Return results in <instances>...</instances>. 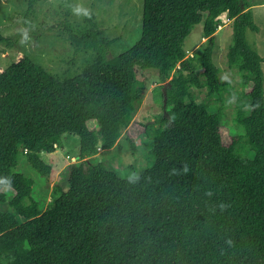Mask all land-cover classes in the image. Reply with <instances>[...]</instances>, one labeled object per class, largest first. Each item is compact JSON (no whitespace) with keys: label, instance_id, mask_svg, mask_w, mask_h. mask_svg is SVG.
I'll return each mask as SVG.
<instances>
[{"label":"trees","instance_id":"16d2710c","mask_svg":"<svg viewBox=\"0 0 264 264\" xmlns=\"http://www.w3.org/2000/svg\"><path fill=\"white\" fill-rule=\"evenodd\" d=\"M247 1L143 0L140 37L116 56L118 39L104 37L94 17L78 33L64 19L49 30L95 52L80 73L57 79L27 55L1 69L0 264H264V57L247 41V30H259ZM227 18L228 64L243 87L233 117L242 133L228 141L223 105L211 112L191 90L222 100L232 89L213 61ZM199 22L205 40L187 55L184 40ZM137 68L162 82L164 112L153 123L132 120L145 88ZM73 134L79 159L63 167L65 186L55 184L43 207L35 180L16 171L19 152L46 178L42 154ZM139 135L152 140L153 160L138 180L95 162L122 137L135 150Z\"/></svg>","mask_w":264,"mask_h":264},{"label":"rangeland","instance_id":"374dc122","mask_svg":"<svg viewBox=\"0 0 264 264\" xmlns=\"http://www.w3.org/2000/svg\"><path fill=\"white\" fill-rule=\"evenodd\" d=\"M28 0H0V35L9 39V43H0V67L5 68L17 61L23 55L43 67L55 78L63 80L80 73L95 58L92 49L74 50V47L63 37L56 36L53 30L59 28V23L66 19L75 33L87 27L84 17H77L72 8L77 5L90 9L91 17L97 21L102 35L107 39L117 38L110 48V55L116 56L133 46L139 39L142 25L143 0H36L32 14L27 21L24 14ZM247 5L253 13V20L259 30H247L249 44L264 57V0H248ZM29 39L24 40V35ZM216 45L213 50V61L220 68V79L232 86L230 91H224L222 100L216 95L208 97L204 88H191L195 99L206 102L211 112L216 106L223 105V136L228 141L231 134H241L233 117L235 105L240 91L241 72L236 65L230 66L227 59V49L232 43L233 31L230 21L219 27L215 33ZM205 38H203V23L193 26L184 40L187 55H191ZM264 70V63L262 65ZM137 76L145 84L140 101L136 104L132 120L148 124L155 122L157 116L164 112L159 75L153 69L137 68ZM124 135V134H123ZM66 136V137H65ZM65 137V138H64ZM63 141L53 153H43L42 158L52 167L51 174L44 178L28 164L27 157L21 150L18 155L16 171L35 180L34 196L46 207L53 195L55 184L65 186L61 170L70 162L77 161L79 138L77 135H64ZM136 149L133 150L124 137L120 145L108 150L99 149L95 162L111 164L117 173L125 178L138 175L153 160L151 154L152 140L144 135L135 139ZM242 153L249 150L238 146ZM240 152V151H239ZM7 193L12 195L9 188ZM7 208V204H1ZM22 222L24 218L18 216Z\"/></svg>","mask_w":264,"mask_h":264},{"label":"clouds","instance_id":"9594fccd","mask_svg":"<svg viewBox=\"0 0 264 264\" xmlns=\"http://www.w3.org/2000/svg\"><path fill=\"white\" fill-rule=\"evenodd\" d=\"M73 13L77 16V17H84V18H91V11L90 9H87L85 7H83L82 5H77L75 7L72 8ZM29 39L27 37V35L25 34L23 37V40L21 41L22 43L24 42V40ZM129 179L131 181H136L139 179L138 176H136L135 174H133L132 176L129 177Z\"/></svg>","mask_w":264,"mask_h":264},{"label":"built area","instance_id":"2783aa9c","mask_svg":"<svg viewBox=\"0 0 264 264\" xmlns=\"http://www.w3.org/2000/svg\"><path fill=\"white\" fill-rule=\"evenodd\" d=\"M227 21H229V19L227 18ZM222 26V25H221ZM221 26H219V27H221Z\"/></svg>","mask_w":264,"mask_h":264},{"label":"crops","instance_id":"0c3cea01","mask_svg":"<svg viewBox=\"0 0 264 264\" xmlns=\"http://www.w3.org/2000/svg\"><path fill=\"white\" fill-rule=\"evenodd\" d=\"M2 67H0V71H1Z\"/></svg>","mask_w":264,"mask_h":264}]
</instances>
